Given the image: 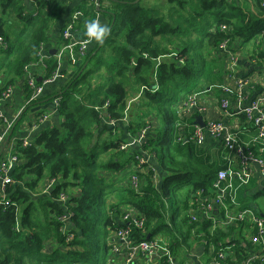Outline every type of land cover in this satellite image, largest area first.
I'll use <instances>...</instances> for the list:
<instances>
[{"label":"trees","instance_id":"trees-1","mask_svg":"<svg viewBox=\"0 0 264 264\" xmlns=\"http://www.w3.org/2000/svg\"><path fill=\"white\" fill-rule=\"evenodd\" d=\"M103 1L97 9L90 0H28L29 6L25 0H0L2 12L12 16H0V37L8 45L0 49L1 91L20 81L24 98L31 95L26 66L38 60L44 44L60 48L67 43L62 35L67 19L54 33L63 17L82 13L73 34L80 40L88 37L86 22L102 17L108 26L63 81L56 96L61 98L57 124L19 148L7 188L11 205H0V264H102L101 252H109L107 239L119 226L122 205L145 217L147 234L135 229V236L163 237L175 257L183 246L191 247L193 235L206 251L210 245L217 252L234 244L236 260L248 257L251 245L232 237L241 226L222 230L211 221H191L188 212L196 208L197 192L215 196L213 185L224 167L218 158L202 161L191 142L176 141V110L210 74L208 63L223 60L218 53L223 40L229 38L233 46L255 40L253 56L264 60L263 1L106 0L105 7ZM44 65L41 75L47 79L58 68L56 56L49 55ZM145 128L140 147L120 149ZM141 152L156 162L157 172L150 164L138 165ZM127 166L134 169L124 182L118 173ZM132 175L140 181L139 193L131 186ZM52 179L56 183L47 195L43 190ZM70 189L79 195H69ZM60 194L70 197L68 211L56 200ZM65 212L74 234L70 244L61 233ZM67 254L74 260L63 263Z\"/></svg>","mask_w":264,"mask_h":264},{"label":"built area","instance_id":"built-area-1","mask_svg":"<svg viewBox=\"0 0 264 264\" xmlns=\"http://www.w3.org/2000/svg\"><path fill=\"white\" fill-rule=\"evenodd\" d=\"M90 1L96 5L98 3V0ZM262 1L264 5V0ZM82 16L80 11H76L69 16L68 24L62 34L67 43L62 45L61 49L57 52L58 68L49 78L43 79L42 84L38 85V71L45 67L44 60L48 57V53L43 51L44 46L37 54L38 60L26 66L24 76L31 95L28 98H24L23 104L17 105L14 102V85H10L2 91L0 86V205L5 208L11 205L7 188L13 182L12 173L18 164L17 154L19 148L28 146L33 134L43 127L52 115H57L61 98L58 96L53 99L52 110L50 112L29 117L26 116V110L35 106L42 98L44 86L66 79L62 72V63L65 58L69 65H77L80 59L85 58L89 46L93 41V38L90 37L80 40L73 36L75 34V23ZM221 30L224 31L227 28L222 26ZM7 48V43L0 37V49L5 50ZM218 53L225 60L228 79L233 81V86H220V90L223 93V97L220 100L221 110L227 112L231 102L230 98L235 96L238 104V113L245 114L247 120L258 132L257 139L264 141V92L257 96L250 105L243 107L242 103L247 99L246 90L249 86V81L239 77L237 74L240 58L235 47L230 44L229 38L220 43ZM179 111L182 115L192 116L196 113H203L205 109L198 104L197 95L194 94L184 101ZM204 123V127L194 125L188 138L180 135L175 138L176 141L182 142L184 139L185 142H191L195 146L201 147L205 144L208 137L218 139L224 148L237 158L238 165H229L226 169L218 171L217 179L213 185L216 192L215 196L204 197L202 191L197 192L196 208H191L188 212L191 221L209 220L216 223V219L213 216L216 204L223 213H221V224L224 227L249 223L253 232L251 243L258 247V251L251 253L237 264H263L261 255L264 254V217L250 208L235 207L233 183L237 182L239 185L249 184L252 179L253 166H256L260 175L264 176V156H258L252 148L241 145L236 133L232 132L222 120L208 119ZM107 124L113 127L116 121H110ZM147 133L148 128L141 130L137 138L130 139L128 144L121 145L120 148L125 150L130 146L137 145L140 147ZM151 159V156L146 155L144 152L136 156L138 165L150 164ZM151 169L155 171L154 168ZM55 183V179L50 180L45 186L43 193L49 195ZM130 183L133 189L139 193L140 181L136 175L130 177ZM56 200L61 203L65 211H68L70 201L68 195L60 194ZM120 215V219H117L119 223L118 228L110 231L108 236V264H176L173 252L166 240L161 237L148 239L149 235L143 238L135 236V229L141 235L147 234L145 217L142 212L127 206L120 212ZM59 220L62 223L61 233L65 236L66 244H70L74 239V234L68 228L70 213L65 212ZM68 248L70 247L68 246ZM227 253L228 250L223 248L217 252L215 251L211 263L224 264L227 260Z\"/></svg>","mask_w":264,"mask_h":264},{"label":"crops","instance_id":"crops-1","mask_svg":"<svg viewBox=\"0 0 264 264\" xmlns=\"http://www.w3.org/2000/svg\"><path fill=\"white\" fill-rule=\"evenodd\" d=\"M25 2L27 6H29L28 0H25ZM66 18L68 20V16L63 17L55 27L54 29L55 35L59 33L60 27L64 23V20H66ZM99 22L103 24L106 23L105 19H103L102 17H100ZM46 45L44 44L45 52L48 53V56L49 55L51 56V54H49V51L51 53L52 50L56 49L57 51H59L61 48V47L52 48L51 45H47V46ZM248 45L249 42L243 43L242 41H237L234 43V47L240 58V65L237 74L239 77L247 79L249 81V86L246 90L247 99L242 103L243 107L250 105V103L257 96H259L262 92H264V60H258L256 57H254L253 51L255 49V46L253 45L249 47ZM63 62H64L63 71H65L63 73L67 79V77H69L75 71V69H73L72 66L67 64L68 61L66 58ZM221 62L222 63H220L219 66H215L213 64L212 66L214 68H211L210 74L206 73L205 80L202 81L203 83L198 84L194 89L196 91V93L194 94L197 95L198 104L205 109L203 113H196V116L198 115L202 116L203 121L208 119L222 120L232 132L236 133L238 137V141L241 145L252 148V150H254V152L258 156H264V141H259V139H257L258 132L256 128L247 120L245 114L238 113L237 110L238 104L236 97L233 96L230 98L231 102L227 112H224L220 108V100L223 97V93L220 90V86L221 85L233 86V81L229 80L227 77L228 72L225 68L226 66L225 60L223 59ZM42 69L38 71L39 80L41 79V81L44 79L41 75ZM63 81L64 80H61L56 83L44 86L42 98L38 101V103L35 106L31 107L27 111L26 116L32 117L35 115H40L42 113L50 112V110H52L53 99L61 91L60 88L63 84ZM1 83L2 82L0 80V86L2 85ZM14 86H15L14 102L17 105L23 104L25 99L23 96L24 94H23L21 82L17 81L14 84ZM199 88H201L200 89L201 91L200 90L198 91ZM58 120H59L58 115L56 114L52 115L50 120L46 124H44L43 127H41L36 133H38L42 129L52 127L53 125L57 124ZM194 124H195V118L193 119L192 116L189 115H182L180 111H178L177 122H176V130H177L176 137L182 135L185 138H188ZM124 129H126V127ZM124 132H125L124 137H126V130ZM36 133H34L33 136ZM197 148H201V150H203L205 154H209L211 156L218 158L219 165L224 167L223 169H226L229 165L232 166L238 165V161L236 160L237 158L234 157L233 154H230L224 148L221 141L218 139H213L212 137H208L205 144ZM150 165L152 168L155 169L156 172L157 170H159L156 165V162H154L153 159L150 160ZM252 171H253L252 179L249 184L239 185L237 182L233 183L234 185L233 194H234V200L236 202L235 207L250 208L254 210L257 214L264 217V214H261L262 211L259 208V206L256 205L251 200L252 198L257 199L259 196L264 194V176L260 175L258 168L256 166L252 167ZM70 190H72V193L68 192V194L72 196L79 195L80 193L79 190L77 189H70ZM221 213L222 212L219 206L215 204V210L213 212V216L216 219V223L211 221L212 227L215 228V224H216V227H219L222 230H226V228L221 224V217H222ZM116 219L118 220L120 219L119 215L116 216ZM204 221H209V220H204ZM239 226H241L240 230H236L232 234L233 240H238L239 243H241L242 245L249 243L251 245V249H249L250 251L249 255L251 253H256L258 251V247L254 246L251 243V237L253 234L251 225L249 223H245ZM150 238L153 237H149L148 239ZM191 242H192L191 247L188 248L187 246H183L179 250L178 255L176 257L174 256L176 264H212L211 259L216 250L215 246L210 245L208 251H206L205 243L199 240V238L196 237L195 235L191 237ZM234 248H235L234 244L223 247V249L228 250L227 259L231 261L230 264H237L241 262L243 259H245L243 258L242 260H236ZM261 256H262L261 259L263 260V264H264V254H262Z\"/></svg>","mask_w":264,"mask_h":264},{"label":"rangeland","instance_id":"rangeland-1","mask_svg":"<svg viewBox=\"0 0 264 264\" xmlns=\"http://www.w3.org/2000/svg\"><path fill=\"white\" fill-rule=\"evenodd\" d=\"M161 1L162 0H145V2L147 3V4H154V3H156V4H159V3H161ZM105 5H108V3H107V1L106 0H104L103 1V6L105 7ZM107 7V6H106ZM0 16L1 17H3V18H5V19H8V20H12V16H11V14L9 13V12H6V13H3L2 12V8L0 7ZM105 22H106V20H105ZM106 24V23H105ZM97 42V40H95V39H93V41H92V43H93V46L95 45V43ZM255 44H256V41L254 40V41H251V42H249V47H251V46H255ZM220 63H222V62H215V63H208V68H214L212 65L214 64L215 66H219L220 65ZM63 64H64V62L62 63V66H63ZM215 70V69H214ZM218 72V71H217ZM72 74H74V72L72 73ZM71 74V75H72ZM70 75V76H71ZM70 76L69 77H67V80H68V78H70ZM179 109H177L176 110V113L178 114V111L180 110V107H178ZM26 118V117H25ZM24 118V119H25ZM21 125V124H20ZM196 150H197V152H198V155H199V157H200V159L203 161L204 159L205 160H208V158L212 161L213 159H217L216 157H214V156H211V155H209V154H205V153H203V150H201V148H196ZM103 158H106V156H104ZM207 158V159H206ZM210 160H208V161H210ZM210 161V162H211ZM134 168L132 167V166H127V167H125V168H123L119 173H118V179L119 180H123L124 182H127L128 181V173L131 171V170H133ZM156 180H158V178L156 179ZM115 182L117 183V181L115 180ZM71 191V192H70ZM67 192H69V193H72V190H67ZM110 199V202H115L116 201V198H115V196L114 195H111V197L109 198ZM256 205H258L259 206V208L261 209V214H264V194L263 195H261V196H259L257 199H255V198H252L251 199ZM128 205H122L121 207H120V212L122 211V209L124 210L126 207H127ZM163 238V237H162ZM101 256H102V258L104 259V261H103V263L102 264H108V258H109V255L106 253V252H104V251H102L101 252ZM63 259H64V261H63V263L64 262H66V261H73L74 260V255L73 254H67V255H64V257H63Z\"/></svg>","mask_w":264,"mask_h":264},{"label":"clouds","instance_id":"clouds-1","mask_svg":"<svg viewBox=\"0 0 264 264\" xmlns=\"http://www.w3.org/2000/svg\"><path fill=\"white\" fill-rule=\"evenodd\" d=\"M107 32L108 26L97 20H91L85 24V35L97 41H100Z\"/></svg>","mask_w":264,"mask_h":264},{"label":"water","instance_id":"water-1","mask_svg":"<svg viewBox=\"0 0 264 264\" xmlns=\"http://www.w3.org/2000/svg\"><path fill=\"white\" fill-rule=\"evenodd\" d=\"M139 0H137V2H138ZM99 5H100V0L98 1V3H97V9H99ZM67 17V16H66ZM67 19V18H66ZM56 49H54V50H52L51 51V55H55L56 54ZM41 80V79H40ZM195 124H198V125H200L201 127H204L205 126V124H204V121H203V118H202V116H200V115H198V116H196L195 117ZM150 237V235L148 236V238Z\"/></svg>","mask_w":264,"mask_h":264},{"label":"bare ground","instance_id":"bare-ground-1","mask_svg":"<svg viewBox=\"0 0 264 264\" xmlns=\"http://www.w3.org/2000/svg\"><path fill=\"white\" fill-rule=\"evenodd\" d=\"M98 1H99V0H98ZM64 40H65V39H64ZM66 41H67V40H66ZM65 44H66V43H65ZM63 45H64V44H63ZM61 47H62V46H61ZM60 49H61V48H60ZM57 52H58V51H57ZM57 52H56V54H57ZM56 54H55V56H56ZM57 61H58V60H57ZM225 68H226V66H225ZM191 96H192V95H191ZM187 99H188V98H187ZM183 103H184V102H183ZM183 103H182V104H183ZM182 104H181V106H182ZM181 106H180V107H181ZM178 109H179V108H178ZM194 115H196V114H194ZM194 115H192V116H194ZM194 125H198V124H194ZM194 125H193V126H194ZM199 126H200V125H199ZM119 217H121L120 214H119ZM107 240H108V239H107Z\"/></svg>","mask_w":264,"mask_h":264}]
</instances>
